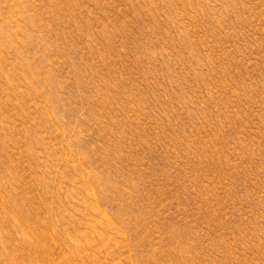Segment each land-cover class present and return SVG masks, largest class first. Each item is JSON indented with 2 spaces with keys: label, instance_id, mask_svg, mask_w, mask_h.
Here are the masks:
<instances>
[{
  "label": "rangeland",
  "instance_id": "374dc122",
  "mask_svg": "<svg viewBox=\"0 0 264 264\" xmlns=\"http://www.w3.org/2000/svg\"><path fill=\"white\" fill-rule=\"evenodd\" d=\"M0 264H264V0H0Z\"/></svg>",
  "mask_w": 264,
  "mask_h": 264
},
{
  "label": "bare ground",
  "instance_id": "6f19581e",
  "mask_svg": "<svg viewBox=\"0 0 264 264\" xmlns=\"http://www.w3.org/2000/svg\"><path fill=\"white\" fill-rule=\"evenodd\" d=\"M41 242V241H40ZM24 263V262H23Z\"/></svg>",
  "mask_w": 264,
  "mask_h": 264
}]
</instances>
